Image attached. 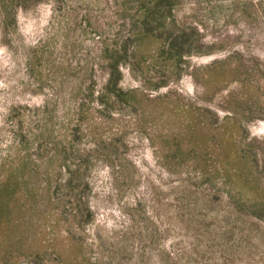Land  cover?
Segmentation results:
<instances>
[{"label": "rangeland", "instance_id": "1", "mask_svg": "<svg viewBox=\"0 0 264 264\" xmlns=\"http://www.w3.org/2000/svg\"><path fill=\"white\" fill-rule=\"evenodd\" d=\"M0 264H264V0H0Z\"/></svg>", "mask_w": 264, "mask_h": 264}]
</instances>
